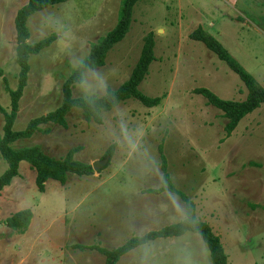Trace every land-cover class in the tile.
<instances>
[{
	"label": "rangeland",
	"instance_id": "rangeland-1",
	"mask_svg": "<svg viewBox=\"0 0 264 264\" xmlns=\"http://www.w3.org/2000/svg\"><path fill=\"white\" fill-rule=\"evenodd\" d=\"M27 1L0 0V107L6 113V87L16 89L19 73L14 18ZM121 1L70 0L28 18V44L55 38L29 57L13 131L60 106L63 84L116 25ZM197 28L213 36L264 90V0L139 1L124 39L71 95L86 99L116 90L128 80L143 38L153 33L155 59L139 91L159 98V105L128 100L102 113L100 123L86 121L74 108L65 126L47 124L40 127L46 133L11 144L14 150L37 146L54 159L76 149L73 160L90 166L111 155L90 176L67 174L63 184L49 180L42 190L34 171L21 162L18 176L0 192V264H105L93 247L112 251L182 221L179 196L149 193L160 187V155L175 188L193 203L196 219L219 238L228 264H264V104L226 135L222 112L194 90L240 102L246 88L203 44L190 40ZM3 125L0 113V138ZM6 167L0 157V175ZM23 210L31 212L27 229L10 228L8 218ZM116 264L212 263L200 236L186 232L137 247Z\"/></svg>",
	"mask_w": 264,
	"mask_h": 264
},
{
	"label": "trees",
	"instance_id": "trees-1",
	"mask_svg": "<svg viewBox=\"0 0 264 264\" xmlns=\"http://www.w3.org/2000/svg\"><path fill=\"white\" fill-rule=\"evenodd\" d=\"M68 1L70 0H28L27 3L16 12L14 18L17 44L15 60L19 68V73L16 89L11 91L6 87V91L10 97L9 113H6L0 107V113L3 114L4 117L3 135L0 138V157L7 165L5 171L0 175V192L8 187L12 180L18 176L21 162H26L34 171L35 183L40 190L43 189V184L49 180L63 184L67 174H73L79 177L90 176L92 174L90 165L73 160V154L77 151L76 149L69 151L63 159H54L45 155L37 146L21 150H14L11 148V144L14 142L22 139H29L36 132H40L41 126L47 124L65 126V115L74 108L81 110L86 121L100 123L102 113L112 110L125 101L136 100L147 108L156 107L160 103L159 98H149L139 91V86L147 76L149 66L155 59L153 33H148L143 38V45L139 58L126 82L116 90H106L100 97L91 96L86 99L72 98V87L76 84H81L84 81L85 73L88 71L103 67L108 52L124 39L130 28L135 4L139 1H149L122 0L116 25L96 44L92 45L88 55L78 64L73 73L63 84L62 102L60 106L55 111L45 116L29 121L23 131H13V124L19 109V100L26 86L27 75L30 69L29 57L47 48L55 38L52 36L37 43L28 44L26 41L29 38V32L26 22L31 15L52 6L64 4ZM189 38L194 42L203 44L220 62L238 76L246 88V97L240 102L222 100L207 89L200 88L194 90L196 94L201 95L206 100L209 106L222 112L223 118L227 121L225 133L229 136L244 117L253 113L260 105L264 104V90L255 83L252 76H250L207 31L202 28H197L189 35ZM41 132L46 133L47 131ZM158 151L161 153V148H159ZM110 155V152H107L104 158L110 157ZM160 156L162 171L160 187L156 190H149V193L159 194L168 192L179 196L185 206V218L177 224L166 226L158 231L146 233L141 237H133L112 251L98 247H93L92 249L104 256L105 264H116L122 256L148 242L159 238L179 237L186 232H191L199 235L206 244L212 264H228L227 256L219 238L212 233L207 224L196 219L193 203L175 188L166 171L164 157L162 155ZM30 219L31 212L29 210H23L9 217L7 224L10 228L23 232L27 229ZM80 249L83 250L85 248Z\"/></svg>",
	"mask_w": 264,
	"mask_h": 264
},
{
	"label": "water",
	"instance_id": "water-1",
	"mask_svg": "<svg viewBox=\"0 0 264 264\" xmlns=\"http://www.w3.org/2000/svg\"><path fill=\"white\" fill-rule=\"evenodd\" d=\"M109 160V157H106L104 160L95 161L91 164V168L93 171H98L100 167L104 166Z\"/></svg>",
	"mask_w": 264,
	"mask_h": 264
}]
</instances>
